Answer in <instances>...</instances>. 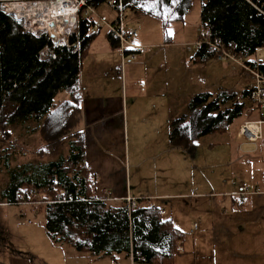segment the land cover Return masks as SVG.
Returning a JSON list of instances; mask_svg holds the SVG:
<instances>
[{"label": "trees", "instance_id": "trees-1", "mask_svg": "<svg viewBox=\"0 0 264 264\" xmlns=\"http://www.w3.org/2000/svg\"><path fill=\"white\" fill-rule=\"evenodd\" d=\"M200 1L202 32L210 29L224 43L251 53L264 46V15L247 0ZM131 2L122 0L123 7L137 6L138 0ZM165 3L175 12V19H183L192 0H163L162 4ZM259 4L264 5V0H259ZM93 27L94 22L81 10L78 33L71 37V42L79 41V49L62 46L55 49V58L43 60L40 51L52 45L48 36L27 31L0 4V146L7 169L11 156L19 153L11 130L19 124L42 121L40 133L45 142L39 151L43 153L69 141L68 154L44 162L38 172L36 169L24 176L29 170L26 166L21 172L12 173L1 198L9 204H37L38 212L45 218V231L54 243H67L78 252L98 257L131 252L135 260L149 264H175L176 256L183 254V237L173 221L155 206L140 205L141 201L147 202L144 197L139 196L131 211L126 202L107 201L100 194L95 175L86 166L85 133L79 129L83 108L80 94L73 86L94 40ZM106 36L113 48L119 47L112 33ZM168 42L171 41L166 35ZM198 54L204 60L215 57L207 49ZM260 69L264 72V59ZM69 88L70 95L56 103V97ZM251 93V87H246L237 93L219 89L216 93L195 95L189 102L188 114L171 121L170 143L195 154L199 138L223 133L244 117L245 99L250 100ZM32 188L39 196L29 193ZM22 194L26 199H21ZM4 238L0 228V246L6 245ZM17 252L34 259L23 251Z\"/></svg>", "mask_w": 264, "mask_h": 264}, {"label": "rangeland", "instance_id": "rangeland-1", "mask_svg": "<svg viewBox=\"0 0 264 264\" xmlns=\"http://www.w3.org/2000/svg\"><path fill=\"white\" fill-rule=\"evenodd\" d=\"M141 4L146 8L148 0ZM150 6H153L152 9L157 7L153 0H150ZM97 10L110 22L119 14L105 3H101ZM200 12L201 1L192 0L183 20H169L168 33L171 35L172 43H165L163 19L169 18L168 10L159 7L156 13H142L141 19L135 17L130 8L123 10L125 28L136 32L134 41L137 42L138 39L139 42L140 39L150 43L147 44L144 53L138 56V60L134 61L145 67L137 75L144 76L141 80L133 75L134 64H128L127 67L121 65L118 52L110 47L105 36L107 27L95 34L91 51L84 61L81 80L86 87L82 93L85 98H95L96 103L104 107H108L114 98L121 99L125 120L123 138L115 145L116 153L106 148L102 150L122 160L123 168L118 174H122L126 191L133 189L143 193L167 194L200 191L209 194L229 190L226 188L241 191L246 186L250 190L264 191V127L263 139L257 144L249 143L245 137L239 135L240 124L245 119L256 116L255 113L250 114V100L245 99L247 106L244 117L237 119L227 131L213 132L199 138L195 154L182 146L172 145L168 137L166 140L168 126H162L163 130L159 131L161 118L157 115L158 111L152 110V104L156 103L153 92L158 87L172 83L174 96L172 117L177 119L188 114L186 104L193 94L207 91L216 93L219 89L237 93L251 87L254 82L252 72L240 63L220 60L216 55L207 61H203V58L193 60L196 48L191 45H194L201 35ZM19 20L24 23V17ZM189 42H192L191 45ZM261 56L264 57V52ZM134 89L140 91V95H134ZM66 97L65 94H60L56 98V103ZM84 104L83 102V106ZM39 123L30 120L11 128L14 147L19 153L13 154L9 159V170L5 165L6 158L3 157L4 151L1 149L3 146H0V194L9 185L15 171L21 172L28 166L29 170L24 176L31 175L36 169L38 172L44 162L68 154L67 140L60 145L47 148L45 153L39 151L45 142L40 133ZM81 123L84 124V120ZM162 136L164 142H160ZM32 196L39 195L35 193ZM37 199L40 200V197ZM144 200L149 201L146 198ZM107 201L115 204L126 202L124 197ZM160 201L158 202V198L155 197L151 199V203L154 202L157 208L162 207L165 210L164 216L168 219V211L163 205L164 200ZM142 204L148 203L141 201L140 205ZM34 206L21 202L7 207L11 214L3 220L8 222L4 234V242L8 246L23 251L25 242L21 233L24 234V231L30 236L46 234L44 223L41 224L43 216L41 213L33 212V208L38 212L36 208L38 205ZM28 219L34 223L28 224ZM180 233L184 246L185 234L182 230ZM101 261L97 260L95 263L104 264ZM107 261L106 263L112 264Z\"/></svg>", "mask_w": 264, "mask_h": 264}, {"label": "crops", "instance_id": "crops-1", "mask_svg": "<svg viewBox=\"0 0 264 264\" xmlns=\"http://www.w3.org/2000/svg\"><path fill=\"white\" fill-rule=\"evenodd\" d=\"M143 1L138 0L137 6L135 5L134 7L124 8L122 4L123 10L130 8L135 14L134 16L140 19L142 18V13H156L159 7L168 10L170 13L169 18L163 19L165 43L166 35H168L171 41L168 43H172L171 35L168 33V21L183 20L184 18L175 19V12L171 11L166 6V3L162 4L163 0H153L157 5L154 9H152L153 6H150V0H148L146 8L142 7L141 2ZM131 3H134V0ZM108 14L112 15L111 12H108ZM165 24L167 29L165 28ZM107 33L110 32L107 30L105 36ZM191 43L189 42L188 44L191 45ZM136 44L147 46L150 43L141 41L140 39L138 42L137 39ZM109 45L114 51L118 52L121 61L119 47L113 48L110 42ZM199 50L205 49L196 48L193 60L198 61L200 58H203V61H207L208 59L204 60L205 57L203 55L198 54ZM261 53L260 57L264 59ZM86 59L87 56L83 60L79 78L73 88L80 94L83 108L82 120H84V124L81 123L79 129L85 133L86 166L95 175L102 197L119 199L130 194L135 197H155L158 198V202H161L160 200L163 199V205L166 206V211H168V219H171L174 226L185 234L184 251L183 254L176 256L175 264H264V191L246 196H237L236 193L240 191L236 188H226L229 190L210 192L209 194L200 191L179 194L143 193L142 191H134L130 188H128L130 191H126L127 187H125L122 180V174H118L123 168L122 160L102 150V148H106L114 153L117 152L115 145L119 140H122L125 128V120L123 119L121 109L123 105L120 98H117V100L116 98L112 99L109 106L104 107L102 104L96 103L95 98L84 97L82 90L86 87V84L81 80V77ZM128 64H134L133 75H136V79L141 80L144 76L141 75L139 77L137 75L144 70V65L130 61L124 67H127ZM171 84L168 86L165 84L155 89L153 97L156 98V103H151L152 110L158 111L157 115L161 118L159 120V131L163 130L162 126L169 127L166 140L167 137L170 140V126L171 121L174 119L172 117L174 96ZM71 91L72 89L69 88L60 94H65L68 97ZM201 93L203 92H198L188 98L187 109L190 100L195 95ZM133 94L140 95V91H135L134 89ZM83 102L85 103L84 106ZM159 118H156V120ZM163 137H161L160 142H164L165 139ZM155 140H158V136ZM146 201L149 206H152L150 201ZM10 205L14 204L6 203L1 198L0 228L4 234L6 233L5 228H7L6 224L8 222L3 220V218L11 214V211L7 209ZM153 206L155 205L153 204ZM33 212L40 213L34 208ZM41 214L43 216L42 224L45 218L42 212ZM33 223V220L28 219V224ZM21 237L25 242L23 252L32 255L34 259L27 256L23 257L17 252L18 249L6 244L0 246V264H96L97 260H102L101 262L104 264H109L106 263L108 262L107 260L112 264H149L144 261L135 260L131 252L129 254L125 252L113 253L112 255L100 257L92 253L78 252L67 243H54L47 233L45 235L30 236L24 231V234L21 233Z\"/></svg>", "mask_w": 264, "mask_h": 264}, {"label": "built area", "instance_id": "built-area-1", "mask_svg": "<svg viewBox=\"0 0 264 264\" xmlns=\"http://www.w3.org/2000/svg\"><path fill=\"white\" fill-rule=\"evenodd\" d=\"M247 1L257 9L258 13L264 15V5L259 4V0ZM101 3L119 12L115 20L110 22L101 16L97 10ZM0 4L2 9L14 18L19 20L24 17L22 24L27 31L35 35L46 34L48 36L52 45H46L40 51V58L43 60L50 57L55 58V49L62 46H73L79 49V41L71 42V37L78 33V14L81 10L94 22L92 35L98 34L104 27H107V30L117 39L123 67L128 62L137 60L146 48L145 45L136 44L134 30L125 28L122 0H0ZM193 44L197 49L204 48L212 51L220 60L240 63L252 72L254 82L251 85L250 114L255 113L256 116L252 119H245L240 124L239 135L245 137L247 142L257 144L263 139L264 127V72L260 69V63L263 60L262 58L260 61V53L264 51V47L257 49L254 53L248 49H238L214 37L210 29L204 30ZM35 192L34 188L30 190L31 194ZM260 192L262 190H250L246 186L236 195L246 196ZM144 198L149 199L150 202L153 199V197ZM21 199H26L25 195H21ZM124 199L131 211L136 207L139 197L128 194ZM158 209L162 213L165 212L162 207Z\"/></svg>", "mask_w": 264, "mask_h": 264}, {"label": "bare ground", "instance_id": "bare-ground-1", "mask_svg": "<svg viewBox=\"0 0 264 264\" xmlns=\"http://www.w3.org/2000/svg\"><path fill=\"white\" fill-rule=\"evenodd\" d=\"M29 193H30V191H29ZM35 193H36V192H35ZM30 194H31V193H30ZM23 195H24V194H23ZM31 195H33V194H31ZM126 196H127V195H126ZM126 196H125V197H126ZM137 202H138V201H137Z\"/></svg>", "mask_w": 264, "mask_h": 264}, {"label": "water", "instance_id": "water-1", "mask_svg": "<svg viewBox=\"0 0 264 264\" xmlns=\"http://www.w3.org/2000/svg\"><path fill=\"white\" fill-rule=\"evenodd\" d=\"M52 25H54V23H52Z\"/></svg>", "mask_w": 264, "mask_h": 264}]
</instances>
